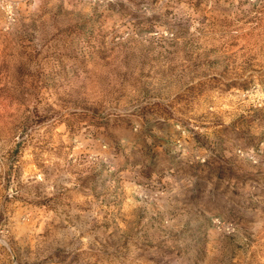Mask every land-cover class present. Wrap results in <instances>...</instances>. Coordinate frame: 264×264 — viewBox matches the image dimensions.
<instances>
[{
  "label": "rangeland",
  "instance_id": "374dc122",
  "mask_svg": "<svg viewBox=\"0 0 264 264\" xmlns=\"http://www.w3.org/2000/svg\"><path fill=\"white\" fill-rule=\"evenodd\" d=\"M0 264H264V0H0Z\"/></svg>",
  "mask_w": 264,
  "mask_h": 264
}]
</instances>
